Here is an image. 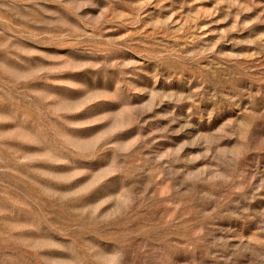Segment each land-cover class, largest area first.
Listing matches in <instances>:
<instances>
[{"label":"rangeland","instance_id":"1","mask_svg":"<svg viewBox=\"0 0 264 264\" xmlns=\"http://www.w3.org/2000/svg\"><path fill=\"white\" fill-rule=\"evenodd\" d=\"M0 264H264V0H0Z\"/></svg>","mask_w":264,"mask_h":264}]
</instances>
